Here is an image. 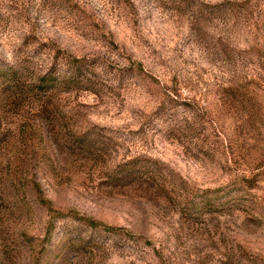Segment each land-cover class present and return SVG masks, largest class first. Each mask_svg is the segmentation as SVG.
<instances>
[{
	"label": "rangeland",
	"instance_id": "rangeland-1",
	"mask_svg": "<svg viewBox=\"0 0 264 264\" xmlns=\"http://www.w3.org/2000/svg\"><path fill=\"white\" fill-rule=\"evenodd\" d=\"M0 264H264V0H0Z\"/></svg>",
	"mask_w": 264,
	"mask_h": 264
},
{
	"label": "trees",
	"instance_id": "trees-1",
	"mask_svg": "<svg viewBox=\"0 0 264 264\" xmlns=\"http://www.w3.org/2000/svg\"><path fill=\"white\" fill-rule=\"evenodd\" d=\"M89 222L92 226H97L99 222H97L96 220L94 219H89ZM108 229H110L111 227L110 226H107Z\"/></svg>",
	"mask_w": 264,
	"mask_h": 264
}]
</instances>
